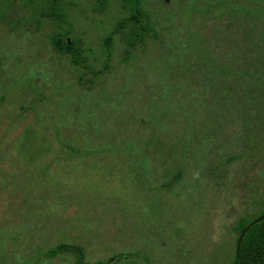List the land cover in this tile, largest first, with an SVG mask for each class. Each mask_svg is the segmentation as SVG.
Returning a JSON list of instances; mask_svg holds the SVG:
<instances>
[{
    "label": "rangeland",
    "instance_id": "obj_1",
    "mask_svg": "<svg viewBox=\"0 0 264 264\" xmlns=\"http://www.w3.org/2000/svg\"><path fill=\"white\" fill-rule=\"evenodd\" d=\"M142 2L164 38L148 36L127 56L116 36L111 70L101 72L104 39L128 14L124 0H64L62 24L44 10L47 0H0V264H73L72 255L47 256L60 242L82 246L89 264H233L236 226L263 213L264 149L234 141L240 128L218 130L202 174L190 169L175 189L163 187L170 177L162 173L179 162L168 154L177 151L168 147L167 163H149L145 143L161 85L183 82L158 75L166 39L186 49L231 48L226 35L242 36L247 26L260 37L247 44L264 49V0ZM229 12L243 18L240 26ZM66 30L89 49L92 69L53 49L51 37ZM190 90L181 86L172 99L189 106L181 116L191 127L181 120L179 129L195 132L208 118L215 125V100L207 114L201 100L209 94ZM202 129L200 142L209 138ZM182 132L176 139H187ZM176 141L164 138L166 146ZM149 167L160 180H149Z\"/></svg>",
    "mask_w": 264,
    "mask_h": 264
},
{
    "label": "trees",
    "instance_id": "obj_2",
    "mask_svg": "<svg viewBox=\"0 0 264 264\" xmlns=\"http://www.w3.org/2000/svg\"><path fill=\"white\" fill-rule=\"evenodd\" d=\"M63 1L47 0V6L44 8L48 16L59 24L66 22V14L62 8ZM163 1L166 3L168 0ZM185 6L187 8L188 2ZM123 7L128 11V14L117 21L112 33L104 39L105 62L104 69L101 72L111 70L112 47L116 36L121 37L124 41L127 47L125 50L127 56H131L132 49L137 50V47L144 45L146 37L151 35L157 39L163 37V35L158 33L157 27L152 21L151 13L144 9L142 0H124ZM194 7L198 10V2H195ZM226 15L231 24L241 25L243 18L239 14L229 12ZM234 18L239 20L235 21ZM231 24L228 29L231 28ZM243 29L246 30L242 36H240L241 32H231L230 37L228 34L226 35L228 37L226 38V44L231 43V48H227L221 43L219 44L220 47L217 48L186 49V46L182 47L181 40L166 39L169 41V47L168 49H162L163 52L159 55L161 66L158 75L168 80L176 77L182 78L183 82L178 84L167 81L161 85L162 88L158 94L159 103H156L160 106V109L156 110V112L153 108L151 109L150 118L152 124L151 128H149V139L145 143L149 163H167L165 154L168 147V149L173 148L177 151L172 152L169 150L170 152H168V154L176 157L179 162L163 171L162 177H170V180L168 179V182L163 187L172 183V187L175 189L176 184L173 183L178 182L190 169L195 171V176L202 174L201 166L206 162L207 153L213 144L216 145V133L225 126L228 129L230 128L233 134L237 132L238 128L242 130L240 132L241 135L233 136L234 141H238L239 137H242V146L249 147V149H264V49H251V45L247 44L248 37L251 35L254 40L260 37H255L250 28L247 30V26ZM70 33L69 30L59 31L52 36L51 44L53 49L61 55L71 56L76 65L92 69L87 64L85 55V51L89 49H85L81 44L69 39ZM162 40L164 39L161 38L163 44ZM1 66L0 62V69ZM83 81L84 78L81 77L80 82L82 83ZM181 86L190 87L189 94H192L195 88H201L203 92L206 91L209 94L210 99L203 98L201 100L207 114L213 112L215 100L217 110L219 108L221 110V114L215 118V125H211L208 118V120L204 121L200 119V125L197 124L195 132H190L189 129H185L182 132L179 129L183 120L185 121V128L191 127L189 120L181 116L182 111L189 106L182 107L180 101L178 104L177 98L176 102L172 101L173 96L176 97L178 94L179 97ZM89 88H92V86L90 85ZM190 103L191 101L189 105L196 108L195 111H197L199 100L197 99V103L194 100ZM172 112L177 113V119H174ZM187 123H190V126ZM157 126H160L161 129L159 130ZM201 126L203 127L202 131L209 136L203 142H200L199 139ZM179 132H182L187 139H184V141L179 138L176 139ZM237 134L238 132L235 133V135ZM165 137L177 140L172 143L173 147L166 146ZM218 138L220 139V137ZM196 143L198 145L201 143L199 149L197 148L198 145L195 147ZM157 173L158 170L149 167V180H160L158 178H150V176ZM212 173L215 177H218L216 170L214 171L213 169ZM159 187L157 184L152 189L158 190ZM262 204L264 206V199ZM259 219L261 220L259 221ZM236 230L238 231V247L233 264H264V211L251 222H239ZM46 254L51 258L72 255L75 258L73 264H89L85 260L86 253L84 248L77 244L60 242L47 249ZM95 264L105 263L97 262Z\"/></svg>",
    "mask_w": 264,
    "mask_h": 264
},
{
    "label": "water",
    "instance_id": "obj_3",
    "mask_svg": "<svg viewBox=\"0 0 264 264\" xmlns=\"http://www.w3.org/2000/svg\"><path fill=\"white\" fill-rule=\"evenodd\" d=\"M261 219H259V221H260Z\"/></svg>",
    "mask_w": 264,
    "mask_h": 264
}]
</instances>
